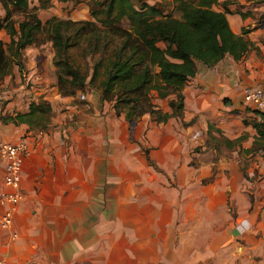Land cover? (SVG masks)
Listing matches in <instances>:
<instances>
[{
	"label": "crops",
	"instance_id": "obj_1",
	"mask_svg": "<svg viewBox=\"0 0 264 264\" xmlns=\"http://www.w3.org/2000/svg\"><path fill=\"white\" fill-rule=\"evenodd\" d=\"M212 8L227 10L248 49L211 67L196 61L182 119L131 122L91 94L89 112L78 111L60 94L50 55L44 72L29 74L33 92L17 95L7 116L43 103L49 118L45 128L0 123V142L23 138L31 151L23 201L11 230H0V263L264 264L262 117L242 101L245 87H264V0ZM40 12L42 23L54 15ZM193 143L204 147L193 153Z\"/></svg>",
	"mask_w": 264,
	"mask_h": 264
},
{
	"label": "trees",
	"instance_id": "obj_2",
	"mask_svg": "<svg viewBox=\"0 0 264 264\" xmlns=\"http://www.w3.org/2000/svg\"><path fill=\"white\" fill-rule=\"evenodd\" d=\"M36 1L38 6L30 7L32 0H0L5 11L0 29L5 28L10 36L7 45L0 39V82L12 73L14 66L20 74L23 72L22 53L28 46L49 40L58 55L76 44L62 34L61 27L69 21L51 17L42 23L38 17L37 10L50 6L51 0ZM91 2V17L101 26L112 29L123 41L115 54L98 57L89 77L64 57L63 71L57 73L58 89L61 95H74L88 87L94 88L101 101L112 103L115 113L123 114L131 122L145 114L157 123H165L172 117L182 119L183 88L195 75L196 61L211 67L226 54L239 59L248 49V41L232 32L227 10L220 12L212 8L217 0L196 3L174 0L181 12L180 18L165 15L156 4L149 5L142 0H136L137 6L132 0ZM14 13L22 14L16 24L11 21ZM124 18L129 21L127 29L119 26ZM151 90H156L161 99L173 94L168 99L170 112L155 107ZM38 110L49 111V108L43 103H32L27 113L6 116L2 122L34 123L33 116ZM261 117L262 123L256 128L264 138V117ZM42 123L36 126L45 128L47 119Z\"/></svg>",
	"mask_w": 264,
	"mask_h": 264
},
{
	"label": "rangeland",
	"instance_id": "obj_3",
	"mask_svg": "<svg viewBox=\"0 0 264 264\" xmlns=\"http://www.w3.org/2000/svg\"><path fill=\"white\" fill-rule=\"evenodd\" d=\"M133 3L137 6L136 0H132ZM143 2L148 3L149 5L156 4L162 11L163 14L174 17L180 18L181 12L177 7V2L174 0H142ZM190 2L196 3L198 0H188ZM38 6L36 0H32L30 3V7ZM92 7L91 0H51L50 6L45 9H38L41 10L40 17L44 20L48 13L53 12V17H56L59 20L69 21L61 27L62 34L68 38L70 41H75V45L68 48L65 53L59 52L58 55L56 54V50L53 48L52 42L49 40H45L43 42L33 44L28 46L23 51L22 55L24 61H29V64L26 66L24 65V76L22 75L23 72L17 71L12 72L11 75H6L5 78L0 82V96H1V110L0 113V123L2 122V118L6 117L8 114L7 108L10 102L19 99L17 95L23 93L24 90L32 91V82L29 80V74L32 71L43 70L44 66L41 64L47 55L51 56V63L53 67L56 69V76L58 71H63L61 67V61H63L64 57L67 58L69 63L73 66H76L80 69V71L84 74H87L89 77L92 71L93 63L98 59L100 55H113L116 53V48L120 43L123 41V38L120 37L116 32L112 29L103 27L100 24L96 23V21L91 17L90 10ZM5 15V11L0 14V22L3 20ZM22 19L21 13H14L12 14L11 21L15 24ZM50 19V18H49ZM88 22V24H86ZM44 23V22H43ZM119 26L121 28L127 29L129 27V21L124 18ZM17 27V26H16ZM0 38L4 44H8L10 42V36L7 34L5 28L0 29ZM160 47H164L163 43L158 44ZM27 56H24V55ZM33 58L35 60H33ZM56 61H59L60 64L56 65ZM31 67V68H30ZM83 91V90H82ZM78 91L76 92L72 98L70 103L76 105V110H81L82 112L88 113L90 110V103L87 100L88 94H91L93 97L100 99L99 92L91 87H88L84 92ZM33 92V91H32ZM84 93L85 100L80 98V94ZM30 95V94H29ZM32 96V95H30ZM26 97V95H24ZM150 97L152 103L158 107V109L165 111L168 109V99L173 97V94L167 99H161L157 96L156 90L150 91ZM108 106L107 109L110 111L111 104L107 102ZM16 109V108H14ZM12 109L11 111H13ZM66 111L65 108H61L57 111ZM48 110H38L34 116L33 120L35 125L42 124L43 121L49 118ZM105 114L107 111L104 112ZM103 114V113H100ZM104 114V115H105ZM76 115V114H74ZM7 121L5 120L4 123ZM192 122H195L194 120ZM194 126H198V123ZM212 136L211 132L208 131L206 137L209 141L210 137ZM211 144V143H210ZM207 145V147L210 146ZM204 146H198L197 144L193 143L192 152L196 153L198 150L203 149ZM230 213L234 215L233 208L229 206Z\"/></svg>",
	"mask_w": 264,
	"mask_h": 264
},
{
	"label": "built area",
	"instance_id": "obj_4",
	"mask_svg": "<svg viewBox=\"0 0 264 264\" xmlns=\"http://www.w3.org/2000/svg\"><path fill=\"white\" fill-rule=\"evenodd\" d=\"M80 98L85 100L84 93L80 94ZM242 98L246 106L264 117V87H245ZM30 154V147L23 138L15 142H0V230L2 231L11 230L14 214L23 201L24 159Z\"/></svg>",
	"mask_w": 264,
	"mask_h": 264
}]
</instances>
